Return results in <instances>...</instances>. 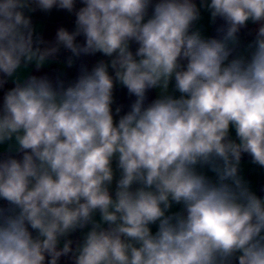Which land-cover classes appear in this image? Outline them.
<instances>
[{
	"label": "clouds",
	"instance_id": "clouds-1",
	"mask_svg": "<svg viewBox=\"0 0 264 264\" xmlns=\"http://www.w3.org/2000/svg\"><path fill=\"white\" fill-rule=\"evenodd\" d=\"M79 3L0 0V264H264V0Z\"/></svg>",
	"mask_w": 264,
	"mask_h": 264
},
{
	"label": "crops",
	"instance_id": "crops-1",
	"mask_svg": "<svg viewBox=\"0 0 264 264\" xmlns=\"http://www.w3.org/2000/svg\"><path fill=\"white\" fill-rule=\"evenodd\" d=\"M80 3L78 1L77 8H79ZM33 23L36 26L37 30L41 32L45 38L47 39H54L55 31L63 26L68 28V30H72L74 28L70 27L68 23L65 20V17L68 15V13L65 10L60 9H53L50 13H43L40 11H37L35 13H32ZM207 32L208 35L214 34V26L210 25L209 19L207 14H204V19L201 22ZM257 26L249 24L248 29L242 31V38L247 40L251 37L248 35L247 37H244V34L248 31H252L254 33V30ZM82 39V38H81ZM135 46H133V49ZM64 54L61 56V59H63ZM103 59L102 56L97 54L94 57H85L83 58V62L86 63L89 67L92 66L97 60ZM68 73L74 72L76 73V68L74 67L71 70H67ZM11 85H9L10 87ZM155 93L151 92L149 93L150 98H154ZM3 92L0 91V100H2ZM116 97V104L113 105V108L115 109L116 106L123 105L124 110L127 109V106L131 103V101L134 99L133 97H129L127 95V90L117 87V90L115 92ZM234 135V131H233ZM0 151H3L2 148H0ZM242 173L245 176L246 179L250 180L253 186V189L257 192L258 195H264V169H260L255 165L251 164V159L247 155L243 157L242 160ZM62 264H66V262L62 261Z\"/></svg>",
	"mask_w": 264,
	"mask_h": 264
},
{
	"label": "built area",
	"instance_id": "built-area-1",
	"mask_svg": "<svg viewBox=\"0 0 264 264\" xmlns=\"http://www.w3.org/2000/svg\"><path fill=\"white\" fill-rule=\"evenodd\" d=\"M78 1L79 0H77V3H78ZM68 13V12H67ZM65 20H66V22L68 23V25L70 26V27H73L74 26V22H75V16H74V14H72V13H68V15L65 17ZM249 32V31H248ZM248 32H246L245 34H244V37H247L248 36ZM252 32V31H251ZM63 55V54H62ZM64 55H66V53H64ZM75 75H76V73H74V72H71V73H68V76L70 77V78H74L75 77Z\"/></svg>",
	"mask_w": 264,
	"mask_h": 264
}]
</instances>
